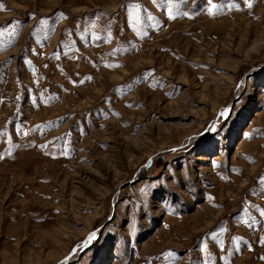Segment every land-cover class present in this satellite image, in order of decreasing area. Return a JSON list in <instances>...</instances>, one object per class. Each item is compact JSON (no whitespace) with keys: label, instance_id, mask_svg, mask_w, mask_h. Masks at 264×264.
Instances as JSON below:
<instances>
[{"label":"rangeland","instance_id":"rangeland-1","mask_svg":"<svg viewBox=\"0 0 264 264\" xmlns=\"http://www.w3.org/2000/svg\"><path fill=\"white\" fill-rule=\"evenodd\" d=\"M0 31V264H264V0H0Z\"/></svg>","mask_w":264,"mask_h":264},{"label":"snow or ice","instance_id":"snow-or-ice-1","mask_svg":"<svg viewBox=\"0 0 264 264\" xmlns=\"http://www.w3.org/2000/svg\"><path fill=\"white\" fill-rule=\"evenodd\" d=\"M246 2H247V0H246ZM169 4H171V0H169ZM248 7L249 8H251L252 7V5H251V3H248ZM152 17H149V19H151ZM174 18V17H173ZM42 23H44V24H46L47 22L46 21H42ZM139 23H140V19H139V16L138 15H134L133 16V28H137V26L139 25ZM13 27H15V25H13ZM0 34H2V31H0ZM221 115L223 116V115H226V113H221ZM172 151H176V149H173ZM258 181H259V183L260 184H262V185H264V176H261V177H259L258 178ZM260 215L261 216H264V211H262L261 213H260ZM95 238V234H92L90 237H89V240H91V239H94ZM221 243H223V242H221ZM235 244H236V246L237 247H239V238L234 242ZM262 243H264V241H262ZM168 256H172V255H174V253H168L167 254Z\"/></svg>","mask_w":264,"mask_h":264}]
</instances>
